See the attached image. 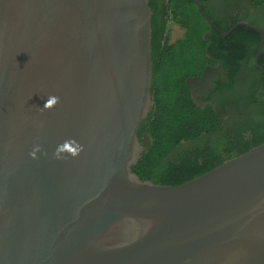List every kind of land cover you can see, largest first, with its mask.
Returning a JSON list of instances; mask_svg holds the SVG:
<instances>
[{"label":"water","instance_id":"95a60500","mask_svg":"<svg viewBox=\"0 0 264 264\" xmlns=\"http://www.w3.org/2000/svg\"><path fill=\"white\" fill-rule=\"evenodd\" d=\"M151 19L148 0H0V264H264V143L178 186L132 170ZM68 139L83 151L54 159Z\"/></svg>","mask_w":264,"mask_h":264},{"label":"trees","instance_id":"16d2710c","mask_svg":"<svg viewBox=\"0 0 264 264\" xmlns=\"http://www.w3.org/2000/svg\"><path fill=\"white\" fill-rule=\"evenodd\" d=\"M262 3L264 0H255V5ZM148 5L152 12L153 108L138 129V140L141 142L145 133L147 145L132 170L142 181H151L153 184L163 186H178L251 148L245 147L237 153L227 155L225 159L215 157L208 160L206 157L202 165L196 158L186 162L175 161L172 164L166 160L182 142L192 141L202 134H213L220 130V121L216 113L210 107L200 108L192 102L186 79L199 76L207 63H213L207 55L211 51L216 53L214 57L225 60V63L234 64L236 59L230 57L226 59V55H222L219 47L208 45L203 36L208 26L190 0H148ZM169 22L176 23L185 30L184 37L174 44H169L166 36ZM217 38L220 40L219 43L225 41L221 37V32L217 33ZM250 66L253 67L251 62ZM233 75L231 69L229 72L231 80ZM262 143L264 139L254 141L252 147ZM213 160L217 163L213 164Z\"/></svg>","mask_w":264,"mask_h":264},{"label":"flooded vegetation","instance_id":"af4514ba","mask_svg":"<svg viewBox=\"0 0 264 264\" xmlns=\"http://www.w3.org/2000/svg\"><path fill=\"white\" fill-rule=\"evenodd\" d=\"M190 1L208 26L203 34L208 45L219 47L226 59H236L234 64L225 63V60L214 57L216 53L211 51L207 55L213 63H207L199 76L186 79L192 102L200 108L210 107L219 118L220 130L182 142L166 160L172 164L196 158L202 165L206 157L208 160L215 157L225 159L245 147L253 148L254 141L264 139V74L254 65L261 41L257 30L264 34V3L255 5V0ZM174 25L181 33L175 34L168 28L169 44L181 40L185 34L180 25ZM218 32L225 40H221L222 43L217 38ZM258 64L264 68V42ZM231 69L232 80L229 77ZM145 137L144 133L141 143ZM216 163L213 160V164Z\"/></svg>","mask_w":264,"mask_h":264},{"label":"clouds","instance_id":"9594fccd","mask_svg":"<svg viewBox=\"0 0 264 264\" xmlns=\"http://www.w3.org/2000/svg\"><path fill=\"white\" fill-rule=\"evenodd\" d=\"M60 102V98L55 95H50L47 97V100L41 108V111H48L52 110L54 107H56ZM83 151V146L78 144L76 140L74 139H68L62 142L61 144L57 145L55 151L53 152V158L54 159H61L64 154H67V156L76 158L80 155V153ZM41 152V148L39 145H35L32 150L29 152V157L33 160L37 159V153ZM43 155H46V153H42Z\"/></svg>","mask_w":264,"mask_h":264},{"label":"rangeland","instance_id":"374dc122","mask_svg":"<svg viewBox=\"0 0 264 264\" xmlns=\"http://www.w3.org/2000/svg\"><path fill=\"white\" fill-rule=\"evenodd\" d=\"M175 27H176V26L174 25V23H170V22H169V27H168L169 30H170V29H173V31H174L173 33H175V34L180 33L179 30H178L177 28H175Z\"/></svg>","mask_w":264,"mask_h":264}]
</instances>
